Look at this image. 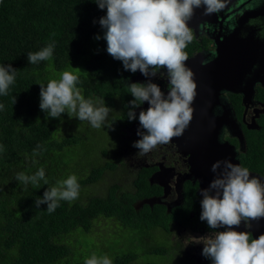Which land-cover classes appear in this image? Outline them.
<instances>
[{
    "label": "trees",
    "instance_id": "trees-1",
    "mask_svg": "<svg viewBox=\"0 0 264 264\" xmlns=\"http://www.w3.org/2000/svg\"><path fill=\"white\" fill-rule=\"evenodd\" d=\"M105 13L91 0H0V65L11 64L18 70L9 95L0 96V104L4 105L0 110V264H84L92 254L107 255L112 264H155L140 261L132 250L98 252L94 249L95 243L99 245L97 240L88 239L94 222L104 220V216L121 230L138 231L132 243L138 238L144 240L140 231L153 230L160 224L161 214L151 215L147 206L137 211L131 204L145 195L148 186L143 181L138 182L135 196L127 192L119 196L115 185L109 183L105 193L79 194L74 201H60L52 213L46 210V204L39 208L34 205L35 198L42 197L47 187L56 186L74 171L72 162H85L92 169L88 175L85 170L76 174L80 193L99 181L105 168L114 167L102 158L103 137L94 134L84 141L79 125L73 123L81 121L66 114L59 119L46 118L39 108V84L46 85L62 72L74 70L84 98H103L112 109L107 120L117 121L118 103L131 96L120 79L132 73L106 51L98 23ZM97 35L101 39H95ZM49 44L54 45L50 60L28 63L27 53ZM97 141L101 144L99 150L94 148ZM76 146H81L78 151L82 159L71 156L70 160ZM40 168L45 171L47 185L40 181L37 188L15 180L18 172L32 175ZM166 248L150 246L148 252H165L173 258L172 264H211L210 260L196 263L178 258Z\"/></svg>",
    "mask_w": 264,
    "mask_h": 264
},
{
    "label": "clouds",
    "instance_id": "clouds-1",
    "mask_svg": "<svg viewBox=\"0 0 264 264\" xmlns=\"http://www.w3.org/2000/svg\"><path fill=\"white\" fill-rule=\"evenodd\" d=\"M91 2L100 10H106L98 23L103 29L107 53L120 61L125 71H139L147 78L144 83L127 84L133 97L128 102L127 118L129 121L138 119L140 126L137 130L140 138L132 146L141 155L147 154L182 135L190 122L196 85L185 63L187 55L184 49L193 40L188 22L197 8L202 7L203 15L206 16L219 12L225 7L224 0ZM262 4L264 0H252L248 7L254 10ZM248 26L258 28L257 37L264 39V17L250 18ZM95 39L101 37L97 35ZM53 48L54 45L49 44L39 51L27 53L28 63L38 64L50 60ZM161 69L166 70L160 73L168 81L166 94L158 84L152 82ZM17 71L11 64L0 65V96L9 95ZM79 82L77 74L64 71L58 79H51L46 85L39 84V108L46 118L59 119L62 114H66L69 118L88 121L92 128L100 129L105 126L112 109L106 106L103 98L85 99L77 87ZM15 102L13 96L12 103ZM145 102L148 104L147 109H141L137 117L134 110ZM3 108L4 105L0 104V110ZM211 170L217 175L207 188L199 190L202 197L199 219L214 231L191 239L203 245L201 254L211 264H264V234L253 238L250 231L236 230L241 223L248 224L252 220L264 218V180L250 175L247 168L228 160L215 162ZM15 180L37 188L40 181L44 185L48 184L43 168L32 175L18 172ZM79 193L80 184L72 174L57 181L56 186L47 187L42 197L35 198L34 205L39 208L41 204H46V210L52 213L59 207L60 201H74ZM221 228L224 230H217ZM84 264H112V260L107 255L92 254L85 259Z\"/></svg>",
    "mask_w": 264,
    "mask_h": 264
},
{
    "label": "flooded vegetation",
    "instance_id": "flooded-vegetation-1",
    "mask_svg": "<svg viewBox=\"0 0 264 264\" xmlns=\"http://www.w3.org/2000/svg\"><path fill=\"white\" fill-rule=\"evenodd\" d=\"M252 0H224L225 7L212 15H203V8L195 9L188 22L193 32V40L184 49L186 66L193 74L195 98L192 111L200 112L207 130L188 129V149H181L175 138L168 144L157 146L147 154L141 155L133 143L140 137L138 119L127 118L126 98L115 109L117 121L106 120L109 136L104 141V162L113 163L112 169L118 180L124 174L130 185L118 184L117 189L136 195L138 182L148 188L145 194L132 202L135 210L145 206L151 215L161 214L159 230L167 240L168 250L176 256L205 263L202 244L195 243L191 237L205 236L214 230L199 219V195L201 172L194 171L189 149L201 151L206 162L222 158L247 168L250 175L264 180V39L257 37L258 28L249 27L252 17H264V4L250 9ZM246 34V35H245ZM225 69L228 73H225ZM158 71L152 82L167 93V79ZM147 78L139 71L132 73L120 83H144ZM145 102L134 111L138 117L141 109H147ZM196 116V115H195ZM191 119L195 122L193 116ZM191 121L187 127L193 126ZM143 131V129H141ZM198 142L193 146V139ZM105 165V164H104ZM117 172V173H116ZM208 172L204 175H206ZM102 176L100 177V180ZM140 179V181H138ZM105 184V192L108 190ZM207 188V187H202ZM159 212V213H157ZM108 219L104 216V220ZM264 218L243 224L237 231H250L253 238L264 234ZM223 231L224 229H217ZM188 253V255L182 254Z\"/></svg>",
    "mask_w": 264,
    "mask_h": 264
},
{
    "label": "rangeland",
    "instance_id": "rangeland-1",
    "mask_svg": "<svg viewBox=\"0 0 264 264\" xmlns=\"http://www.w3.org/2000/svg\"><path fill=\"white\" fill-rule=\"evenodd\" d=\"M73 72H75L74 70H72ZM85 124H82V123ZM81 121V122H74L76 123L78 126V130L80 131L81 134V139L83 138L84 141H86L89 137H91L94 134H97L99 137H103L104 139H107L109 136V133L106 129V127H102L100 129H95L92 128L90 123L88 121ZM72 123V124H73ZM107 126V124H105ZM97 145L94 147L95 149H100L101 144L100 142L97 141L96 143ZM81 147V146H80ZM79 146L73 147L71 154H70V160H72L71 156L73 157H79L80 159H82L81 157V153L78 151L80 150ZM90 147H92V143L90 144ZM94 149V150H95ZM100 155V153H98V156ZM94 157H97L96 155H94ZM74 163V171L70 174H74L76 176V174H78L79 172H82L85 170V173L88 175L92 169L91 168H87L90 165H86L85 162H72ZM78 164H81V166H79L78 170H76V166ZM85 165V166H84ZM87 166V167H86ZM96 167V166H95ZM72 168V166H71ZM117 173V172H116ZM111 174H115V173H111V172H106V170L102 171V179L95 182L92 186L87 188V191L85 192H81L79 193L82 196H85L86 194H93V193H105V184H115V182L117 181L118 184L121 185H127L128 188L130 187L129 184H127V181H125V177L124 174H120L118 180H116L115 176L110 177L109 175ZM66 178L69 176L68 174L65 175ZM77 177V176H76ZM65 178V179H66ZM126 187H124V189H117L116 191L119 193L121 191H125L126 189H128ZM94 227H93V232L91 233V235H88V239L94 241L97 240L98 242V246L94 245V249L98 252L104 251L107 253L110 252H114V251H127V250H132L135 251L138 258L140 259V261H154L155 264H164V263H169L172 264V260L173 258H170V256L167 254L165 255V252H162L161 254H150L148 252V248L150 246L153 247H157L159 249H167L166 245L168 244L167 240L163 239V235L160 234L159 230L153 229V230H146V231H140V233H142V235H144V240L143 241H138L136 243H132L131 240L132 238L135 236V234L137 235L136 232L138 231H130V230H121L113 220H109V219H101L98 218L95 222H94ZM118 224V223H117ZM113 228L115 230H113ZM134 230V229H133ZM94 238V239H93ZM147 240V241H145ZM182 254L184 255H188V253L182 252ZM175 264V262H174Z\"/></svg>",
    "mask_w": 264,
    "mask_h": 264
},
{
    "label": "water",
    "instance_id": "water-1",
    "mask_svg": "<svg viewBox=\"0 0 264 264\" xmlns=\"http://www.w3.org/2000/svg\"><path fill=\"white\" fill-rule=\"evenodd\" d=\"M225 73H228V71L225 69ZM196 115V116H195ZM192 116L195 119V122L191 119L190 121L193 124V126H189L188 128H185L183 131V134L175 137L176 142L178 143L177 145L181 148V149H188V139L189 136L187 135V130H193L195 131L196 129L199 130H207L208 128L205 127L204 121H203V117L202 114L200 112H196V111H192ZM198 141L194 138L193 141L191 142V144L193 146H196V143ZM191 152V158H192V163H193V168L194 171L196 172H201V176H199V174L197 175L200 181V187H208L210 181L212 179L215 178V176L217 175V173H213V171L211 170L212 165L211 164V160H209L208 162L205 161V159L203 158L202 152L201 151H197L196 149H189ZM217 161H225L222 158H219L218 160H215L213 163L217 162ZM236 164V163H234ZM223 167V165H221V168ZM206 171L208 172L206 175H204L206 173ZM219 171V169H218ZM264 220V219H263Z\"/></svg>",
    "mask_w": 264,
    "mask_h": 264
}]
</instances>
